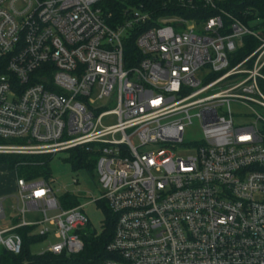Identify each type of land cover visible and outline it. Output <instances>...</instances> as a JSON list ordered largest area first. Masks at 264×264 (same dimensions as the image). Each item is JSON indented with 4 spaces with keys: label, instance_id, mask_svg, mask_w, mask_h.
Segmentation results:
<instances>
[{
    "label": "built area",
    "instance_id": "2783aa9c",
    "mask_svg": "<svg viewBox=\"0 0 264 264\" xmlns=\"http://www.w3.org/2000/svg\"><path fill=\"white\" fill-rule=\"evenodd\" d=\"M109 1L0 0V140L11 143L0 155L96 154L97 203L116 216L104 264H264V117L238 125L232 110L264 111L263 31L219 0L127 5L114 28ZM244 37L259 44L239 60ZM195 123L202 139L187 142ZM16 184L20 222L0 229V247L19 256V229L45 240L54 227L62 243L44 254L79 255L85 207L64 210L49 181ZM28 210L44 219L27 224Z\"/></svg>",
    "mask_w": 264,
    "mask_h": 264
},
{
    "label": "trees",
    "instance_id": "16d2710c",
    "mask_svg": "<svg viewBox=\"0 0 264 264\" xmlns=\"http://www.w3.org/2000/svg\"><path fill=\"white\" fill-rule=\"evenodd\" d=\"M166 0H130L128 4H124L121 0H110L105 7L106 14L112 17L109 24L116 27L120 24L122 19V12L126 6L139 7L143 5L148 10L161 7ZM218 10H222L234 18L240 20L244 25L254 30H262L264 34V0H219ZM177 15H182L187 19L208 20L214 15L209 10L201 9L199 14H188L187 10L177 8L175 10ZM164 13V12H162ZM166 15V14H161ZM258 21L257 28H252V25ZM138 33L125 44V55L137 54L135 45ZM244 47L236 54V59H244L250 55L258 46V41L251 37H244ZM9 143L10 141H1L0 143ZM70 153L68 163L72 168L77 170H85L89 174L96 171V154L86 148H75L67 151ZM53 155H0V164L5 165L9 171L14 173L17 179H23L26 182H33L36 180L48 182L51 178L50 163ZM60 205L64 210L76 208L80 205L77 197L71 194H65L59 199ZM98 205L102 207L105 222L101 231H97L90 221L85 229L80 232L84 243V250L76 256L53 254H43L35 256L31 253V246L39 243L43 238L33 236L31 233L36 227H24L17 231V233L24 240L23 252L19 256H14L5 250H0V264H104L109 259L106 247L112 241L116 226V216L112 213L109 205L106 202H99Z\"/></svg>",
    "mask_w": 264,
    "mask_h": 264
},
{
    "label": "rangeland",
    "instance_id": "374dc122",
    "mask_svg": "<svg viewBox=\"0 0 264 264\" xmlns=\"http://www.w3.org/2000/svg\"><path fill=\"white\" fill-rule=\"evenodd\" d=\"M259 23H255L254 26H257ZM257 28V27H253ZM257 32V30H254ZM234 116L236 117V123L238 125H250L254 124L253 120V111H256L259 115H263L264 111L257 107H243L238 108L234 106L232 108ZM114 122L113 118H108L104 121V126L111 125ZM258 129L264 134V123H258ZM185 139L187 142H199L201 137V131L199 125L195 123L192 127L187 129ZM0 144H11L9 143H0ZM70 158L69 152H60L53 156L50 163V173L51 178L49 182L53 188L54 194L59 200L65 194H71L78 198L80 205L84 206L85 213L87 214L89 220L92 223V226L97 230L101 231L102 226L105 222V215L102 207L97 203L101 199L102 186L98 179L96 171L93 174H89L85 170L75 171L71 164L68 163ZM17 178L14 173L9 171V169L0 164V192L8 193L5 195L7 198L5 215L6 218L0 221V229H8L13 226L12 216H17V194L16 192L10 194V190H13L16 184ZM41 180L33 181L38 183ZM2 194V193H0ZM20 206V204H19ZM22 209V206H20ZM60 214V211L49 212L48 217L50 219L56 218ZM21 217V216H20ZM18 216V218H20ZM43 214L40 211H27L24 216V221L27 224H35L39 220H43ZM50 235L47 239L42 240L39 243H35L31 246V253L35 256L43 255L48 247L61 244L62 241L57 239V230L54 227H49ZM39 231L35 230L33 236H38Z\"/></svg>",
    "mask_w": 264,
    "mask_h": 264
},
{
    "label": "crops",
    "instance_id": "0c3cea01",
    "mask_svg": "<svg viewBox=\"0 0 264 264\" xmlns=\"http://www.w3.org/2000/svg\"><path fill=\"white\" fill-rule=\"evenodd\" d=\"M16 182H17V180H16ZM16 192V194H17V203H18V207H20L19 206V202H18V193H17V184H15V186H14V188H13V190H10V194H13V193H15ZM0 193H2V194H0V199L2 200V202H3V213H4V217L6 218V213H5V207H6V202H7V198H6V196L5 195H8V193H5V194H3L4 192H0ZM18 207H17V209H18ZM30 211H35V210H30ZM17 212V211H16ZM13 217H14V219H13ZM5 218H2V219H5ZM2 219H0V221H2ZM12 219H13V221H14V223H13V226L12 227H14V226H16L19 222H20V218H18V215L17 216H12ZM11 228V227H10ZM5 229V228H4ZM7 229V228H6ZM2 230V229H1ZM35 230H37L36 228L34 229V231ZM34 231L31 233L32 235H33V233H34ZM0 250H4L2 247H0Z\"/></svg>",
    "mask_w": 264,
    "mask_h": 264
}]
</instances>
